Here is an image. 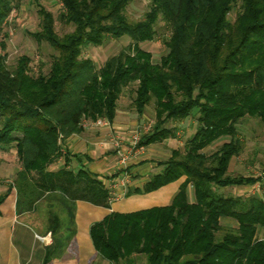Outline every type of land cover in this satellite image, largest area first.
<instances>
[{
	"label": "trees",
	"instance_id": "16d2710c",
	"mask_svg": "<svg viewBox=\"0 0 264 264\" xmlns=\"http://www.w3.org/2000/svg\"><path fill=\"white\" fill-rule=\"evenodd\" d=\"M31 1L40 29L30 36L57 55L46 73H34L27 56L8 68L0 41V148L13 147L19 164L0 205L12 189L19 213L44 203L52 243L43 264L59 258L72 240L77 201L110 208L103 180L68 169L71 158L62 144L82 134L84 122L104 118L112 124L125 89L139 117L154 105V124L142 145L174 138L176 130L165 123L183 122L194 111L198 128L158 163L161 172L140 188L125 189L124 197L148 194L184 178L170 205L112 212L93 224L89 234L97 255L108 264H264V239L258 237L264 200L213 190L261 180L228 173L243 149L237 126L245 117L264 124V0H150L137 21L126 17L132 0H58L56 17ZM19 6L20 0H0V34ZM56 22L73 30L60 36ZM158 22L169 35L165 55L153 62L140 44L157 37ZM123 36L128 45L99 68L82 56L88 45ZM221 138L228 141L206 154ZM59 159L62 166L51 170Z\"/></svg>",
	"mask_w": 264,
	"mask_h": 264
},
{
	"label": "crops",
	"instance_id": "0c3cea01",
	"mask_svg": "<svg viewBox=\"0 0 264 264\" xmlns=\"http://www.w3.org/2000/svg\"><path fill=\"white\" fill-rule=\"evenodd\" d=\"M139 122L130 114L117 112L109 130L96 127L85 128L82 134L65 140L62 144V153L68 154L71 158L68 169L74 172L82 169L105 183L112 177L116 178L118 156L107 136L111 130L113 134L127 138L135 131ZM184 122L181 123L184 124ZM164 127L175 129L177 126ZM184 131H177L174 138L145 146V152L127 166L130 174L136 178L128 185L132 188H140L150 176L161 172L162 167L158 163L169 158L172 150L184 147L189 140L182 141L180 139L181 135H184ZM187 131V134H192V127ZM148 150H150L149 156H146ZM160 151H169L167 152L168 155L164 154L167 156L165 160L153 158L157 157V153H162ZM62 162V159H59L51 167V170L55 171L60 168ZM4 164L6 163L4 162ZM18 168H15L13 173L8 175L12 181ZM183 181L184 178L148 194L122 196L111 202L109 209L94 206L84 201H77L72 240L61 256L52 259L48 264H108L97 255L94 249L89 234L91 226L112 212L126 214L153 207L168 206ZM188 195L192 201L191 189H189ZM16 200V192L12 189L0 205V264H43L46 248L52 243L51 233L45 230V205L40 203L36 210L19 213L16 210ZM63 234L68 235L69 231H63Z\"/></svg>",
	"mask_w": 264,
	"mask_h": 264
},
{
	"label": "rangeland",
	"instance_id": "374dc122",
	"mask_svg": "<svg viewBox=\"0 0 264 264\" xmlns=\"http://www.w3.org/2000/svg\"><path fill=\"white\" fill-rule=\"evenodd\" d=\"M38 2L45 10L51 12L54 17L59 13L60 4L58 0H39ZM149 5L150 0H132L126 9V17L131 21L141 20L147 12ZM233 17L234 13L231 14L230 18L232 19ZM39 23L40 16L36 5L32 3L31 0H20L19 8L12 12L3 32L0 34V41H5V50L2 54L7 55L6 65L8 68H13L17 64L19 58L27 56L30 59L29 67L33 69L34 73H37L39 69H42L43 73L49 70L53 58L57 55L56 52L46 43H37L30 36L31 33L39 31ZM72 30V26H65L56 22V31L60 36ZM156 31L157 37L153 41L140 44L143 50L152 55L153 62H159L160 58L165 55L166 50L163 45V39H166L169 35L162 22H158ZM3 35H6V37H3ZM128 43L129 38L127 36H123L117 40L108 38L101 46L95 47L88 45L84 47L82 56L91 59L96 68H99L108 58L116 55L122 48L126 47ZM131 101L132 96L128 90L125 89L117 103V112L119 114L127 113L130 114L131 117L138 119L140 122L135 131H139L142 137L152 130L155 118L154 105L151 103L146 106L143 114L139 117L131 107ZM196 118L197 113L194 111L192 116L185 120L184 124L181 122L167 121L165 126L168 128L170 125L177 126L175 128L176 133L177 131L182 132L185 130L184 135H181L180 139L186 141L193 136L198 128ZM148 126H150L148 131L146 133L143 132L142 129ZM190 127L193 129V133L189 135L186 131L190 129ZM237 129L238 138L243 144V149L239 156L233 158L230 162V173L228 174L231 176L259 177L261 180L254 186L221 189L213 188V190L218 196L222 197L234 196L247 198L257 196L264 200V124H261L257 119L245 117L237 126ZM226 141H228V138L219 139L213 145L209 146L205 150V153L210 154L216 151L220 145ZM167 150H169V148H167ZM149 151L150 150H148L146 156H149ZM160 152L162 153H157V157L153 158L165 160L167 156H164V154H167L169 151ZM4 162L6 164H4ZM60 165H62V163ZM17 167H19V164L14 148L11 147L4 151L0 148V195L4 194L8 189V186L12 182L8 175L12 174ZM135 179L133 174H127L129 183ZM229 221L230 220H227L225 223H229ZM258 237L264 239V230L259 231ZM141 264H145L143 260Z\"/></svg>",
	"mask_w": 264,
	"mask_h": 264
},
{
	"label": "built area",
	"instance_id": "2783aa9c",
	"mask_svg": "<svg viewBox=\"0 0 264 264\" xmlns=\"http://www.w3.org/2000/svg\"><path fill=\"white\" fill-rule=\"evenodd\" d=\"M110 123L104 119L100 118L91 122H84V128H105L110 129ZM150 126L143 128V132H147ZM107 139L109 143L115 149L118 156L117 163V174L116 178L112 177L104 185L110 194V203L118 200V198L124 196L125 189L128 186L129 180H127V166L128 164L142 155L145 152V146L141 144V133L139 131H134L129 137H123L120 135L113 134L110 130Z\"/></svg>",
	"mask_w": 264,
	"mask_h": 264
}]
</instances>
